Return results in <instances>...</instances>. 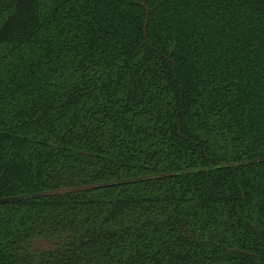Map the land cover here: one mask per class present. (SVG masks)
I'll use <instances>...</instances> for the list:
<instances>
[{
  "label": "trees",
  "instance_id": "1",
  "mask_svg": "<svg viewBox=\"0 0 264 264\" xmlns=\"http://www.w3.org/2000/svg\"><path fill=\"white\" fill-rule=\"evenodd\" d=\"M262 158L264 0H0V199L175 174L0 203V264H264Z\"/></svg>",
  "mask_w": 264,
  "mask_h": 264
},
{
  "label": "water",
  "instance_id": "2",
  "mask_svg": "<svg viewBox=\"0 0 264 264\" xmlns=\"http://www.w3.org/2000/svg\"><path fill=\"white\" fill-rule=\"evenodd\" d=\"M144 8L146 11V17H145V23H144V32L146 33L147 29V23L149 20V9L146 4H144ZM257 162H264V158L256 160ZM232 166H235V164H231ZM193 172V171H188ZM186 172V173H188ZM175 174L172 173H161L154 176H148V177H137L133 179H127V180H121L116 182H106V183H97V184H88V185H79V186H71V187H59L54 190H48L37 194L32 195H22V196H14L9 198L0 199V203H8V202H15L20 200H26V199H35V198H42V197H52V196H64L71 193H77L87 190H93L98 188H105L115 185H121V184H129L134 183L138 181H144V180H150V179H160V178H169L174 176ZM40 247L42 251H56L58 249V246L55 244H49L41 239H38L35 241L34 248Z\"/></svg>",
  "mask_w": 264,
  "mask_h": 264
}]
</instances>
